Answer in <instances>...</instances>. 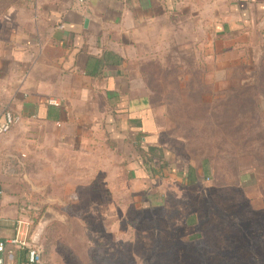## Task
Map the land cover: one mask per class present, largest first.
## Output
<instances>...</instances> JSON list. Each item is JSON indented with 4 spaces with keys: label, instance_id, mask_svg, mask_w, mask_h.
<instances>
[{
    "label": "crops",
    "instance_id": "1",
    "mask_svg": "<svg viewBox=\"0 0 264 264\" xmlns=\"http://www.w3.org/2000/svg\"><path fill=\"white\" fill-rule=\"evenodd\" d=\"M204 42L217 47L214 56L220 45L225 54L264 52V0H22L1 8L0 116L18 120L0 137V242L14 238L18 218L66 201L46 193L51 172L173 175L159 169L158 149L175 165L159 145L155 86L144 67L162 51L186 56L191 47L198 56ZM150 149L154 159L142 165ZM192 169L196 181L200 168ZM0 258L26 264L11 245Z\"/></svg>",
    "mask_w": 264,
    "mask_h": 264
},
{
    "label": "rangeland",
    "instance_id": "2",
    "mask_svg": "<svg viewBox=\"0 0 264 264\" xmlns=\"http://www.w3.org/2000/svg\"><path fill=\"white\" fill-rule=\"evenodd\" d=\"M213 45L200 43L198 56L162 51L144 67L176 173L46 174V193L66 201L46 204L34 223L45 216L44 264H264V52L220 45L214 56ZM177 167L200 176L186 183Z\"/></svg>",
    "mask_w": 264,
    "mask_h": 264
},
{
    "label": "built area",
    "instance_id": "3",
    "mask_svg": "<svg viewBox=\"0 0 264 264\" xmlns=\"http://www.w3.org/2000/svg\"><path fill=\"white\" fill-rule=\"evenodd\" d=\"M62 28V26H60ZM48 105L58 107L56 100H49ZM15 117L10 111H3L0 116V137L7 134L10 129L17 123ZM37 220V215L31 213L24 215L15 221V236L13 239L0 242V252H3L7 245H11L25 252L26 264H44L43 252L39 243H35L31 237L34 229V223ZM0 264L3 260L0 258Z\"/></svg>",
    "mask_w": 264,
    "mask_h": 264
},
{
    "label": "trees",
    "instance_id": "4",
    "mask_svg": "<svg viewBox=\"0 0 264 264\" xmlns=\"http://www.w3.org/2000/svg\"><path fill=\"white\" fill-rule=\"evenodd\" d=\"M157 151H158V154L160 153L162 155V152H161L160 149H158ZM152 153H153V150L152 149H150L149 151H147L144 154V156L146 157L145 160H144L143 155H142V159H141L142 165H145L146 166V165H148V163L150 162V160H153L154 159ZM161 155H160V158H157V161H158V164H159V169L166 166L169 172L176 173V171H177L176 166H174V167L172 166L170 168V166H168L169 164L165 162L164 158H162ZM148 156H150V160L147 158ZM177 168H179V167H177ZM178 172L182 173L183 175L186 174V176H187L186 178H189L191 180V181H188V182H193L194 183V181H195L194 170L191 167L179 168V171ZM205 172H206L205 168L202 167V173H205Z\"/></svg>",
    "mask_w": 264,
    "mask_h": 264
},
{
    "label": "water",
    "instance_id": "5",
    "mask_svg": "<svg viewBox=\"0 0 264 264\" xmlns=\"http://www.w3.org/2000/svg\"><path fill=\"white\" fill-rule=\"evenodd\" d=\"M44 217H45V216H43V219H40V220L37 221V224H36V226H35L34 229H33L31 239H32L35 243H38V241H39V236H40V234H41V230H42L41 228H42V226L45 224Z\"/></svg>",
    "mask_w": 264,
    "mask_h": 264
}]
</instances>
